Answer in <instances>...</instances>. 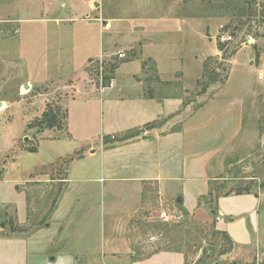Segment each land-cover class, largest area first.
Instances as JSON below:
<instances>
[{"label":"crops","instance_id":"obj_1","mask_svg":"<svg viewBox=\"0 0 264 264\" xmlns=\"http://www.w3.org/2000/svg\"><path fill=\"white\" fill-rule=\"evenodd\" d=\"M172 1H94L101 16L102 7L107 10L111 5L164 6L159 14L140 11L137 17H88L91 12L85 0L41 1L57 14L35 18L41 40L38 54L44 58L41 72L35 75L25 70L23 81L37 94L30 102L22 101L23 105L4 100L0 121H12V117L7 119L11 114L6 108L13 105L33 109L26 128L51 100L66 110L67 117L63 128L41 131L36 152L14 146L18 136L11 139L7 151L0 152V158L15 153L2 165L0 205L13 206L18 219L14 225L24 229L7 234L0 220V264H184V252L176 249L135 256L140 232L133 219L158 207L165 212L174 202L180 213L203 222L215 220V228L226 232L235 245L253 242L258 197L249 193L219 196L216 217L207 204L200 203L211 190L212 177L200 145L203 107L196 104L204 96L196 95L205 60L203 20L201 15L173 17ZM174 32L180 37L173 42ZM49 50L54 55L52 64ZM118 51L126 57L118 59L114 87L100 92L89 82L88 63ZM20 58L25 59L21 52ZM156 77L168 83L179 79L183 93L159 94L152 82ZM187 93H194L190 104ZM189 110L194 116L188 126L182 120ZM163 119L168 120L144 129ZM173 122L179 123L174 129ZM135 128L141 129L140 135L105 141L112 135L119 139ZM73 155L67 178L62 179L65 188L49 219L41 222L36 214L37 222L30 224L36 219L29 216L28 196L20 185L27 184L38 169ZM11 166L23 170L24 178H9Z\"/></svg>","mask_w":264,"mask_h":264},{"label":"rangeland","instance_id":"obj_2","mask_svg":"<svg viewBox=\"0 0 264 264\" xmlns=\"http://www.w3.org/2000/svg\"><path fill=\"white\" fill-rule=\"evenodd\" d=\"M41 1L0 0L1 104L4 100H11L12 104L18 101L19 105H23L22 101L28 99L30 102L37 94V89L31 87L25 92L23 81L25 70L35 75L37 71L41 72L39 68L44 58L38 54L41 40L38 39L35 18L53 17L57 14L54 13L57 10L53 11L51 6ZM85 1L89 3L91 12L88 17L101 16L99 11L96 12L94 0ZM251 1L173 0L171 13L173 17L202 16L199 18L203 20L204 58L209 59V68L215 69L220 77L228 75L224 82L211 84L202 100L196 103L203 107L200 110L204 121L203 139L201 144L198 143L204 151V163L211 169L210 187L214 191L212 196L201 198L200 203L207 204L213 210L217 207L215 200L218 195H231L237 191L257 194L260 207L254 240L246 246L235 245L222 231L215 228V220L203 222L193 215L180 213L174 202L164 209L165 212L158 207L153 211H143L133 219L132 224L137 225L140 232L138 245L134 247L136 257H144L161 249H176L184 252V264H264V0H256L253 8ZM163 9L164 6L158 3L150 7L111 5L107 10L102 7L101 17H137L140 11L159 14ZM21 18L24 20L21 21ZM179 35L175 32L171 34L173 42L179 39ZM229 35L232 36L231 40L227 39ZM219 42L223 43L224 52L218 48ZM49 51L48 61L52 64L54 55L52 50ZM20 52L25 59L21 60ZM117 53L109 59L106 66L110 62H118ZM95 59L97 58L88 63L89 82L98 81L93 66L95 64L92 63ZM112 76L113 73L105 71L104 84ZM152 80H155L152 82L159 94L182 92L179 79L169 83L161 82L157 77ZM201 80L208 79L204 75ZM185 96L188 104L194 99V93H187ZM225 106L226 110L223 111ZM6 109L11 114L7 119L12 117V121L5 124L0 121V152L10 148L11 139L15 136L18 137L13 139L14 146L27 148L36 145L40 128L24 126L33 109L28 111L16 105ZM190 111L192 110L188 111L182 124H192L191 117L194 115ZM167 120L163 119L155 125ZM172 125L174 129L179 123L173 122ZM144 127L149 129L151 126ZM111 140L114 142L116 136L112 135ZM14 154L11 152L0 158V173L2 165ZM67 166L64 160H59L54 166L38 169L27 184L20 185L28 196L29 216L36 219H31L30 224L33 221V224L36 223L39 217L42 218L41 222L49 219L59 193L65 188L66 182L62 179L67 178ZM14 169L11 166L9 178L23 179L24 171ZM36 214L40 215L35 218ZM0 220L4 223L2 228H6L9 234V227L18 220L16 209L0 205Z\"/></svg>","mask_w":264,"mask_h":264},{"label":"trees","instance_id":"obj_3","mask_svg":"<svg viewBox=\"0 0 264 264\" xmlns=\"http://www.w3.org/2000/svg\"><path fill=\"white\" fill-rule=\"evenodd\" d=\"M254 3H256V0H252L251 1V6L253 8ZM218 48L220 49V51H223V43H218ZM234 53V51L231 53V55ZM230 56V55H229ZM210 58H213L210 56ZM226 58V56H225ZM209 59L204 60V64H203V74L202 76H206L208 80L206 81H202L201 79H199L197 81V91H196V95H203L206 93L207 89L209 88V86L217 81L220 82H224L227 78L228 75L224 76V77H220V74L217 73V71L215 69H210L209 68ZM118 67V63L117 62H110L107 68V71L113 73L115 71V69ZM67 117V112L66 110L62 111V107L57 104L56 102L54 103V101H49L46 104V108L45 110L41 113L40 116L35 117L34 119H32L28 124H27V128H32V127H38L40 128L39 131H43L46 127L47 128H63V124L65 121V118ZM156 124V122H151L146 124V127H152ZM38 131V132H39ZM141 132V129L135 128V129H131L129 131H127V133L121 137V138H117L116 140L122 141V140H126L129 138H132L134 136L139 135ZM111 138L110 137H106L105 141L108 142L110 141ZM25 150L29 151V152H36L37 151V147L35 145L31 146V147H27L25 148ZM74 155L73 156H69L67 158L64 159V161L69 164V162H71L74 159ZM2 173V171H1ZM1 173H0V179H1ZM263 187H264V183H263ZM17 189H19L20 187L17 185L16 186ZM247 193H249V191H246ZM214 194V191L211 189L209 191V196H212ZM230 193H225L223 194L224 196L229 195ZM235 194H243L242 191H237ZM217 196V195H216ZM219 196V195H218ZM217 196V197H218ZM255 196L257 197L258 195L255 194ZM218 214V208H214L213 209V215L214 217H216ZM12 223V221H11ZM13 225V226H12ZM12 225L9 227V231L15 232V233H19L21 231H23L24 229L22 227H20L19 225H14L12 223ZM223 235H225L226 237H228L230 240L231 237L226 233V232H222ZM233 241V240H232Z\"/></svg>","mask_w":264,"mask_h":264},{"label":"built area","instance_id":"obj_4","mask_svg":"<svg viewBox=\"0 0 264 264\" xmlns=\"http://www.w3.org/2000/svg\"><path fill=\"white\" fill-rule=\"evenodd\" d=\"M227 39L228 40H231L232 39V36L229 35L227 37ZM117 55H118V58H124V57H126V53L124 51H118ZM111 57L107 58L106 56H100L97 59L92 60V63L95 64L93 66L96 69L95 70V73H96L97 78H98V81L95 82L93 80L94 81L93 83L97 86V88H98V90L100 92H104L105 90L114 87V84H115L113 78H111V80H109L108 83H105L104 84V75H105V71H107V68H108V66H106V65H107V62L109 61V59ZM113 138H114V136H113Z\"/></svg>","mask_w":264,"mask_h":264},{"label":"water","instance_id":"obj_5","mask_svg":"<svg viewBox=\"0 0 264 264\" xmlns=\"http://www.w3.org/2000/svg\"><path fill=\"white\" fill-rule=\"evenodd\" d=\"M28 86H29L28 84H25V88L26 89L28 88ZM178 201H181V198L180 197L178 198ZM2 226H4V223H2Z\"/></svg>","mask_w":264,"mask_h":264},{"label":"bare ground","instance_id":"obj_6","mask_svg":"<svg viewBox=\"0 0 264 264\" xmlns=\"http://www.w3.org/2000/svg\"><path fill=\"white\" fill-rule=\"evenodd\" d=\"M24 91L26 92L27 91V89L26 88H24ZM4 108V104L2 103L1 105H0V109H3Z\"/></svg>","mask_w":264,"mask_h":264}]
</instances>
